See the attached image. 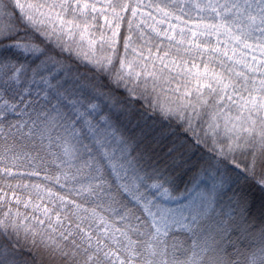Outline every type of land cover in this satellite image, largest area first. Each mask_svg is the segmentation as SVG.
I'll return each mask as SVG.
<instances>
[{"label":"snow or ice","instance_id":"6c2138e0","mask_svg":"<svg viewBox=\"0 0 264 264\" xmlns=\"http://www.w3.org/2000/svg\"><path fill=\"white\" fill-rule=\"evenodd\" d=\"M0 264H264V0H0Z\"/></svg>","mask_w":264,"mask_h":264}]
</instances>
